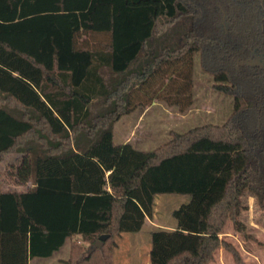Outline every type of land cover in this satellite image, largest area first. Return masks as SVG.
Segmentation results:
<instances>
[{
    "label": "trees",
    "instance_id": "obj_1",
    "mask_svg": "<svg viewBox=\"0 0 264 264\" xmlns=\"http://www.w3.org/2000/svg\"><path fill=\"white\" fill-rule=\"evenodd\" d=\"M264 0H0V264L51 258L113 264L116 238L137 233L158 195L189 197L176 227L150 233L149 264H210L249 194L264 206ZM232 98L205 125L141 152L112 125L163 102L185 112L192 65ZM237 63H240L237 65ZM16 184L2 189L7 156ZM30 228V231L28 229ZM109 235L101 248L92 245Z\"/></svg>",
    "mask_w": 264,
    "mask_h": 264
},
{
    "label": "rangeland",
    "instance_id": "obj_2",
    "mask_svg": "<svg viewBox=\"0 0 264 264\" xmlns=\"http://www.w3.org/2000/svg\"><path fill=\"white\" fill-rule=\"evenodd\" d=\"M192 81L193 101L185 112L163 102H153L149 106L138 108L112 125L114 145L130 143L138 151L149 152L168 142L171 132L182 134L205 125L224 124L233 111V100L213 91V81L201 70L197 54L193 58ZM19 158L16 155L6 157L1 170L2 189L22 191L30 187L29 183L16 184L15 169ZM188 202L187 196L158 195L149 222L137 233H124L116 238L113 264H149L150 233L157 229H174L176 221L172 212ZM242 202L244 210L240 219L246 228V237L235 232L228 222L220 238L239 252L244 264H264V206H260L249 194ZM68 251L69 242H66L51 258H35L30 264H64ZM210 264H234V261L228 252L219 249Z\"/></svg>",
    "mask_w": 264,
    "mask_h": 264
},
{
    "label": "flooded vegetation",
    "instance_id": "obj_3",
    "mask_svg": "<svg viewBox=\"0 0 264 264\" xmlns=\"http://www.w3.org/2000/svg\"><path fill=\"white\" fill-rule=\"evenodd\" d=\"M258 59H260V61H262V62H260ZM239 64L240 63H237V65H239ZM241 64L259 65V66L264 68V54H262V53H253V58H251V59H249L247 61L241 62Z\"/></svg>",
    "mask_w": 264,
    "mask_h": 264
},
{
    "label": "water",
    "instance_id": "obj_4",
    "mask_svg": "<svg viewBox=\"0 0 264 264\" xmlns=\"http://www.w3.org/2000/svg\"><path fill=\"white\" fill-rule=\"evenodd\" d=\"M109 238V235H102L99 239L92 245V249L101 248L103 242Z\"/></svg>",
    "mask_w": 264,
    "mask_h": 264
},
{
    "label": "crops",
    "instance_id": "obj_5",
    "mask_svg": "<svg viewBox=\"0 0 264 264\" xmlns=\"http://www.w3.org/2000/svg\"><path fill=\"white\" fill-rule=\"evenodd\" d=\"M148 222H149V220H147L145 223H148ZM144 225H145V224H144ZM174 227H176V226H174ZM31 260H32V259L29 260L28 264H30Z\"/></svg>",
    "mask_w": 264,
    "mask_h": 264
}]
</instances>
